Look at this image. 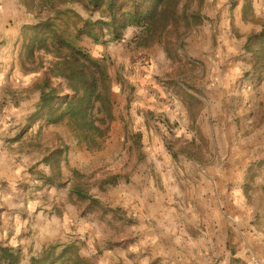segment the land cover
I'll return each instance as SVG.
<instances>
[{
  "label": "rangeland",
  "instance_id": "obj_1",
  "mask_svg": "<svg viewBox=\"0 0 264 264\" xmlns=\"http://www.w3.org/2000/svg\"><path fill=\"white\" fill-rule=\"evenodd\" d=\"M24 1L0 0V13L7 5V16L12 13L20 17V5L27 9ZM247 3V0H202V24L191 29L182 26L179 40L172 35L169 55L164 38L152 46H139L140 39L136 36L140 31L136 29L127 30L123 39L109 44H94L90 39H82L79 46L107 68L116 120L102 148L92 149L88 144H79L67 126L47 125L42 120L32 119L36 104L24 125L20 124V193L25 198L20 202V218L24 230L25 227L27 230L34 228L21 234L2 228L1 211L0 244L21 249L25 258L23 264H30L31 257L40 255L46 248L43 240L47 243L48 222L55 214L61 218L64 211L69 215L78 211L82 218L95 216L100 220L97 213L82 216L81 209L85 206L73 203L70 192L75 182L74 170L84 176L83 188L98 199L99 195L111 192L124 181L130 183L140 174L158 183L165 177H173V182L202 177L216 182L215 178H219L227 188L232 179H238L244 172L232 165L249 164L248 185L244 189L248 192L249 204L264 210V165H259L264 161V81L244 78L249 67L243 52L246 37L263 29L264 0H251L255 21L246 20ZM71 8L86 17L81 7ZM31 15L35 21L34 14ZM47 15L44 14V20ZM66 17L56 21L72 41L75 30ZM22 45L18 38L14 44V53L19 52L18 66L16 70L13 66L6 75L0 101L40 100L35 86L48 72L53 57L41 54L36 63H23ZM40 62L42 67L38 66ZM16 76L21 85L15 88L12 80ZM177 86L193 95L202 106H193L190 113L187 107L190 102L183 101ZM8 125L16 131L10 136L17 135L19 125L14 121ZM138 135L141 137L139 146L135 142ZM5 136L0 133L2 146ZM56 149H66L60 169L61 183L65 186L59 188L46 182L55 177L58 170L44 163ZM25 163L35 165L24 170ZM188 165L190 170H186ZM112 178L116 179L115 184L101 186L103 181ZM31 181L36 186L30 185ZM59 181L58 178L56 182ZM25 183L28 186L24 187ZM30 188L35 194H28ZM54 197L64 200L61 208L54 207L51 201ZM175 198L177 201V196ZM65 204L69 206L67 211ZM121 211L120 226H140L137 219ZM43 218L45 227L38 233L36 224H42ZM80 247L81 253L84 249L88 251L86 245ZM216 259L212 257L214 264Z\"/></svg>",
  "mask_w": 264,
  "mask_h": 264
},
{
  "label": "crops",
  "instance_id": "obj_2",
  "mask_svg": "<svg viewBox=\"0 0 264 264\" xmlns=\"http://www.w3.org/2000/svg\"><path fill=\"white\" fill-rule=\"evenodd\" d=\"M3 7L0 13V94L6 75L13 66L14 70L18 66L19 52L14 53V44L22 28L34 21L22 5L20 17L12 13L7 16V5ZM18 78L12 80L15 88L21 85ZM31 102L0 101V133L6 134L5 144L0 145L2 228L16 230L18 234L34 228L24 230L20 218V202L25 200L20 193V124L24 125L39 101ZM13 121L19 125V130L17 135L10 136L16 133L14 127L8 125ZM33 165L35 163H25L24 170ZM232 166L244 172L238 179H232L227 188L219 178H215L216 182L206 177L173 182V177H165L158 183L140 174L130 183L124 181L111 192L98 196L105 205L126 211L127 217L137 219L140 226H120L118 222L110 225L95 216L82 218L78 211L70 215L64 211L61 218L55 214L48 222L49 237L43 244L47 247L64 241L86 245L88 251L84 249L82 254L93 258L97 264H214L212 257H217L219 264H264V210L249 204L248 192L244 189L248 185L249 164ZM190 169L191 166L186 168ZM35 184L30 182V185ZM31 193L35 194L33 188L28 192ZM51 201L55 208H61L64 200L54 197ZM68 207L65 204L66 211ZM114 223H117L115 229ZM42 227H45L44 218L42 224H36L38 233L42 232Z\"/></svg>",
  "mask_w": 264,
  "mask_h": 264
},
{
  "label": "trees",
  "instance_id": "obj_3",
  "mask_svg": "<svg viewBox=\"0 0 264 264\" xmlns=\"http://www.w3.org/2000/svg\"><path fill=\"white\" fill-rule=\"evenodd\" d=\"M247 2L246 20L255 21L251 0ZM24 3L35 21L25 25L18 37L23 43V63H36L41 54L53 57L48 72L35 86L40 100L32 119L47 125H65L73 131L79 144H88L92 149L102 148L116 118L107 68L82 49L80 41L87 38L94 44H109L123 39L127 30L136 29L140 31L136 36L140 39L139 46H152L164 38L169 55V38L174 35L179 40L182 26L191 29L202 24L203 19L202 0H26ZM75 6L81 7L86 17L71 8ZM44 14H48L45 20ZM62 16H67V22L73 24L72 41L57 24L56 20ZM243 52L249 67L244 78L264 81V26L246 37ZM38 66L42 67L43 63ZM177 88L183 94V101L190 102L187 105L190 113L193 106H202L193 95ZM140 138L138 135L135 140L138 146ZM64 152L66 149H56L44 159L45 164L58 170L55 177L46 179L47 184L57 188L65 186L61 183L60 171ZM259 165H264V161ZM73 173L75 182L70 197L75 205L85 206L79 207L81 215L97 213L100 221L110 225L121 221L119 215L123 212L119 208L111 209L91 195L81 183L84 176L75 170ZM115 182L112 178L103 181L101 186ZM80 245H50L40 255L31 257L30 264H97L93 258L83 256ZM24 260L21 249L0 244V264H23Z\"/></svg>",
  "mask_w": 264,
  "mask_h": 264
},
{
  "label": "built area",
  "instance_id": "obj_4",
  "mask_svg": "<svg viewBox=\"0 0 264 264\" xmlns=\"http://www.w3.org/2000/svg\"><path fill=\"white\" fill-rule=\"evenodd\" d=\"M215 262H216V264H218L219 263L218 259H216Z\"/></svg>",
  "mask_w": 264,
  "mask_h": 264
}]
</instances>
